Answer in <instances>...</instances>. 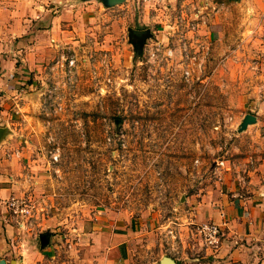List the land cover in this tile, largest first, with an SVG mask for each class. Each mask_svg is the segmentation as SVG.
Here are the masks:
<instances>
[{
    "label": "rangeland",
    "instance_id": "obj_1",
    "mask_svg": "<svg viewBox=\"0 0 264 264\" xmlns=\"http://www.w3.org/2000/svg\"><path fill=\"white\" fill-rule=\"evenodd\" d=\"M121 5L98 20L94 31H84L62 63L47 67L44 78L15 99L20 109L14 105L11 127L37 161L32 183L20 195L30 203L28 211L14 216L8 208L15 229H0V259L56 264L63 255L78 258L57 239L54 252L46 251L41 235L50 241L100 212L122 211L137 221L130 264H153L151 248L177 264H238L221 261L220 246L207 248L196 227L209 221L199 204L216 202L228 179L245 182L250 165L264 158V134L248 132L254 123L239 130L244 103L253 98L247 94L256 67L251 78L249 64L231 59L233 45L224 52L212 49L215 36L197 31L209 54L201 68L192 65L194 78L186 82L182 66L165 58L148 61L128 37L130 27L150 29L144 55L157 43L175 45L183 36L195 43L181 3ZM147 239L156 241L149 247ZM257 240L243 239L254 254H263Z\"/></svg>",
    "mask_w": 264,
    "mask_h": 264
},
{
    "label": "crops",
    "instance_id": "obj_2",
    "mask_svg": "<svg viewBox=\"0 0 264 264\" xmlns=\"http://www.w3.org/2000/svg\"><path fill=\"white\" fill-rule=\"evenodd\" d=\"M135 1L137 3L152 0H124L121 7ZM177 2L181 3L182 13H189V18L198 16L199 33L205 32L210 34L209 36H215L214 41L211 38L212 49L214 46L215 49L224 52L233 45L234 54L231 59L237 64H249L252 68L251 78L255 72L253 66L256 67L254 85L247 94L253 98L244 103L247 109L244 115L251 113L256 117L253 126L247 128L248 132L264 134V0H177ZM114 7L104 6L101 0H0L2 231L5 229L6 232H12L15 229L10 223L12 221L10 215L8 216L7 199L22 198L21 193L32 183L31 169L37 161L32 159L26 149L27 146L20 147L19 143L24 140L18 139L15 136V133H18L16 127H11L10 118L16 116L17 112L14 105L19 107L15 99L23 94L26 88L32 90V85L38 79L44 78L48 65L59 60V56L66 50L74 49L83 32L89 29L94 31L98 20L109 18ZM164 34L166 33L163 32ZM200 36L202 37L203 33H200ZM230 36H234L233 41L228 38ZM223 64L227 65L225 61ZM32 94L34 93L29 95ZM24 104L27 106L26 102ZM247 175L246 181L241 184H238L236 179L226 180V186L223 187L216 202L200 203L198 207L203 211L201 215L203 219L223 225L224 236L217 250V257H220L221 261L264 264V253L254 254L243 241L261 239V245L264 246V158L252 163ZM136 223V220L122 211L100 212L87 223L82 220L81 224L72 227L70 234L63 233L57 234L58 238L51 237L43 247L49 245L45 250L53 253L52 243L57 239L63 244L62 247L69 243L71 250L80 253L78 256L80 259H68L66 255L58 257L56 264H130V250L134 243L132 237L134 233L137 234L134 231ZM146 241L149 242L146 246L151 247L156 240ZM149 251L148 262L158 264L164 255L157 256L154 248ZM83 254L86 256L85 259L81 258ZM33 255L40 257L41 253ZM27 257L30 259V256ZM193 262L189 264H195Z\"/></svg>",
    "mask_w": 264,
    "mask_h": 264
},
{
    "label": "built area",
    "instance_id": "obj_3",
    "mask_svg": "<svg viewBox=\"0 0 264 264\" xmlns=\"http://www.w3.org/2000/svg\"><path fill=\"white\" fill-rule=\"evenodd\" d=\"M198 19V16H194V18H190L186 22V30L191 31L188 37L190 40H194L195 43L190 42L186 36H183L176 41L175 45L166 46L162 43H157L150 50H147V55H144L143 50L141 55L143 57L147 56L148 61L156 62L157 64H160L162 59L165 58L166 60H170L171 64L175 67L177 65L182 66L181 75L183 79L186 82L192 81L194 78L192 65L201 68V64L207 58L210 49V45L207 42H201L200 38L197 37ZM62 58L65 59V53L59 56V60H55L54 65L62 63ZM73 62L72 58L68 60V64H72ZM7 206L13 215L16 216L27 212L30 203L24 198L10 197L7 200ZM196 230L203 238L207 248L216 250L220 246L221 237L224 235L222 224L212 221L202 222L197 225Z\"/></svg>",
    "mask_w": 264,
    "mask_h": 264
},
{
    "label": "water",
    "instance_id": "obj_4",
    "mask_svg": "<svg viewBox=\"0 0 264 264\" xmlns=\"http://www.w3.org/2000/svg\"><path fill=\"white\" fill-rule=\"evenodd\" d=\"M104 6L110 7V6H115L118 4H121L124 2V0H101ZM152 36V32L150 31L149 28L145 29H137V28H129L128 29V37L130 41L134 44L136 48V53L138 55L142 54V47L143 44L145 43V40L149 37ZM256 121V117L251 114V113H246L240 124H239V130L245 129L249 124L254 123ZM3 131V128H0V137H1V132ZM41 242L43 245L46 244V236L41 235ZM0 264H7L5 259H0ZM158 264H177L176 260L169 256V255H164L160 258Z\"/></svg>",
    "mask_w": 264,
    "mask_h": 264
}]
</instances>
